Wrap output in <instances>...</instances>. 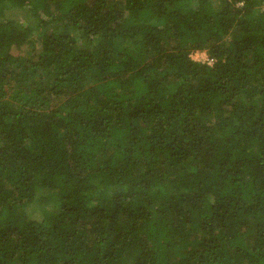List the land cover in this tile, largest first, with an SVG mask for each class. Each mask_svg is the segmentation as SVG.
<instances>
[{
    "label": "trees",
    "instance_id": "1",
    "mask_svg": "<svg viewBox=\"0 0 264 264\" xmlns=\"http://www.w3.org/2000/svg\"><path fill=\"white\" fill-rule=\"evenodd\" d=\"M0 264H264V0H0Z\"/></svg>",
    "mask_w": 264,
    "mask_h": 264
},
{
    "label": "rangeland",
    "instance_id": "2",
    "mask_svg": "<svg viewBox=\"0 0 264 264\" xmlns=\"http://www.w3.org/2000/svg\"><path fill=\"white\" fill-rule=\"evenodd\" d=\"M23 15H24V14H23ZM24 18H25L26 20H29V17H27V16H24ZM192 57H193L195 60H201V61H206V60L208 59L207 54L205 53V51H204V52H199V53H194V54L192 55ZM35 213L38 214V211L35 212Z\"/></svg>",
    "mask_w": 264,
    "mask_h": 264
}]
</instances>
